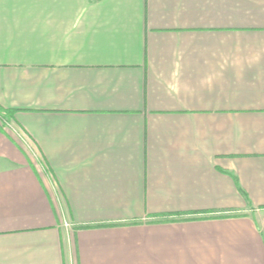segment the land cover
<instances>
[{
	"label": "crops",
	"instance_id": "1",
	"mask_svg": "<svg viewBox=\"0 0 264 264\" xmlns=\"http://www.w3.org/2000/svg\"><path fill=\"white\" fill-rule=\"evenodd\" d=\"M0 264H264V0H0Z\"/></svg>",
	"mask_w": 264,
	"mask_h": 264
},
{
	"label": "trees",
	"instance_id": "2",
	"mask_svg": "<svg viewBox=\"0 0 264 264\" xmlns=\"http://www.w3.org/2000/svg\"><path fill=\"white\" fill-rule=\"evenodd\" d=\"M85 228H89V227H85Z\"/></svg>",
	"mask_w": 264,
	"mask_h": 264
}]
</instances>
